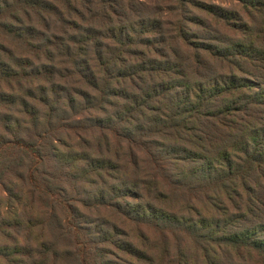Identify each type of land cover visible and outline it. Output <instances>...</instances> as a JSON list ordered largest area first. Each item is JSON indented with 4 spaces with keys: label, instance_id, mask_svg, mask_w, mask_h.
<instances>
[{
    "label": "trees",
    "instance_id": "trees-1",
    "mask_svg": "<svg viewBox=\"0 0 264 264\" xmlns=\"http://www.w3.org/2000/svg\"><path fill=\"white\" fill-rule=\"evenodd\" d=\"M216 1L0 0L3 264H264V0Z\"/></svg>",
    "mask_w": 264,
    "mask_h": 264
},
{
    "label": "rangeland",
    "instance_id": "rangeland-1",
    "mask_svg": "<svg viewBox=\"0 0 264 264\" xmlns=\"http://www.w3.org/2000/svg\"><path fill=\"white\" fill-rule=\"evenodd\" d=\"M216 4L223 5L224 7H231L233 5L232 3H230L227 0H218V1H216ZM51 164H52V162H49V165H51ZM12 182L15 183L16 187H19L21 189L22 194L25 193L26 189L20 182H18L17 180H12ZM13 190H14V188H13ZM3 195L4 194L0 190V199L1 200L3 198ZM12 204L14 205V208L16 209V211H18L17 204L16 203H12ZM0 210H2V204H0ZM99 213H101L104 216H108V217H112V218L114 217L109 212H106L104 210H100ZM116 220H117V222H116ZM115 222L117 225H119V227L122 229V231H123V233H125V235L131 236L133 241H137L138 233H140V231L144 232L145 235L148 237L149 244L151 243L150 238H152L153 241H159L160 240V237L158 235L151 233L149 230L145 229L144 227L135 228V226L133 227L132 224H130L128 222H122V220L119 218H115ZM151 252H152L153 256H157L158 258L160 257V254L157 250L154 249ZM118 263L120 264V262H118ZM0 264H3V262L0 261Z\"/></svg>",
    "mask_w": 264,
    "mask_h": 264
}]
</instances>
